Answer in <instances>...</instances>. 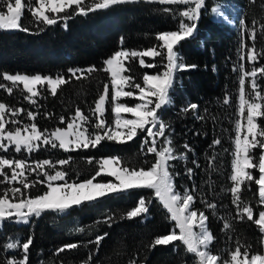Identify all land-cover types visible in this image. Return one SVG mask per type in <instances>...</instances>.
Wrapping results in <instances>:
<instances>
[{"label":"trees","instance_id":"obj_1","mask_svg":"<svg viewBox=\"0 0 264 264\" xmlns=\"http://www.w3.org/2000/svg\"><path fill=\"white\" fill-rule=\"evenodd\" d=\"M226 1L229 0H207V5L211 9ZM232 1L241 10L236 25L216 21L210 11H204L195 37L178 46L182 62L196 67L177 73L170 93L172 103L160 112L164 122L170 125L166 135L171 137L177 153L185 151V143L193 149L186 161H172L173 173H180L175 176L176 191L192 190L195 186L194 209L204 211L209 217L207 228L215 237L210 251L223 257L228 255L225 249L228 252L234 250L237 241L251 245L250 255L262 252L258 227L246 219L240 221L235 218L236 209L228 189L232 184L229 177L238 105L239 73L234 72L233 67L240 64L238 48L242 29L239 21L245 20L249 27L253 20L264 23V0H256L255 3L250 0ZM165 7L175 11L173 5L138 0L98 10L88 16H73L66 22L67 28L64 21L53 26L37 25L26 13L22 23L30 28V32L0 31V74L67 76L69 68L85 69L91 65L102 68L103 61L120 48L121 37L124 38V49L141 50L157 45L158 33L176 30L179 17L172 12L165 13ZM257 29L256 48L264 53V34H259V25ZM133 64L139 67L137 62ZM256 66H264V54ZM105 83H109L108 75L97 71L86 79L72 80L62 86L56 96L43 89L36 111L39 113L38 127L48 131L64 127L66 124L62 125L59 118L69 119L77 107L90 115V108L94 107ZM258 83L264 89V78ZM225 94L230 98L228 105L223 103ZM13 100V94L0 89V102L14 107L16 102ZM189 102L199 105L198 112L181 111ZM45 113L51 115L45 118ZM197 115L205 119H197ZM215 138L220 139L221 144L210 148ZM141 143L103 141L95 148L72 152L48 146L33 153V157L55 161L71 157L70 163L62 170L67 172V179L82 182L91 178L98 162L108 156L121 158L123 165L129 168H147L154 162V154H145ZM131 153L135 155L134 160L126 161ZM211 155L216 156L215 170L208 166ZM89 158H94L92 163L88 162ZM193 159L199 163V168L192 164ZM189 167L195 173L191 179L185 171ZM251 186L252 189L243 187L241 199L253 207L254 218H257L261 210L257 187L254 183ZM43 191L45 189H30L27 195L35 196ZM141 196L152 200L149 213L133 219L122 218ZM206 202L215 203L217 207L209 209ZM108 216L112 217L111 226L104 223ZM225 220L232 224V229L221 230ZM174 227V222L151 190H131L110 194L64 213L46 212L28 224L3 223L0 226V259L7 256L3 245L9 239L24 241L32 236L30 264H84L90 255V264H129L131 259L139 264H197L194 255L187 253L179 241L175 242V248L172 245L149 247L157 236L169 234ZM104 233L108 236L97 250L89 241ZM70 243L80 246L56 254L58 248Z\"/></svg>","mask_w":264,"mask_h":264},{"label":"snow or ice","instance_id":"obj_2","mask_svg":"<svg viewBox=\"0 0 264 264\" xmlns=\"http://www.w3.org/2000/svg\"><path fill=\"white\" fill-rule=\"evenodd\" d=\"M131 2L138 0H92L91 3H86V0H0V31L30 32V28L22 23L26 13L37 25L53 26L64 21V27L67 28L66 22L73 16H88L98 10H108ZM147 2H158L165 6L175 5L178 8L175 11L170 7L163 9L165 13L172 12L179 17L178 30L158 33L156 40L159 43L155 46L142 50L124 49V38L121 37L120 48L106 58L99 69L95 65L85 69L69 68L67 76L55 77L42 74H0V89L9 95L20 89L25 94L24 98L34 105L37 103L36 98L42 94L41 89L56 96L62 86L72 80L86 79L94 72L103 71L109 77V83L103 84L101 93L94 101V107L90 108V115H86L77 107L69 119L66 120L64 116L59 118L60 123L66 124V127H57L51 132L38 127L36 121L39 113L0 102V152L14 150L16 153L23 151L31 155L48 146L72 152L95 148L103 141L123 144L132 141L142 132L145 136L141 150L145 154H154V162L147 168L137 169L124 166L119 157L103 158L98 162L97 170L91 178L82 182H69L66 179L67 172L61 169L70 163L71 157L56 162L50 159L29 162L26 159L0 156V184L5 185L0 191V224L4 221L28 224L34 217L39 218L46 212L64 213L84 203H94L110 194L147 189L152 191L154 198L166 210L175 225L169 234L157 236L149 245L150 248L168 245L175 248V242L179 241L187 253L194 255L197 264H264V254L250 255L251 245L241 244L240 241L236 242L234 250L229 251L227 258L210 251V245L215 237L207 228L209 217L204 211L194 209L195 186L192 190L176 191L175 176L180 173L172 171V161H186L188 153L193 149L185 143L183 145L185 151L177 153L171 137L166 135L170 125L160 116V112L172 103L170 93L176 73L196 67L183 63L177 49L182 42L195 37L198 21L203 12L210 11L213 16L229 23L233 21L229 20L219 5L209 9L207 0H147ZM250 2L255 3L256 0ZM179 6L183 8L180 9ZM239 24L242 29V39L238 48L240 64L239 67H233V71L239 73L238 105L229 177L232 184L228 191L232 196L231 203L236 209L235 218L240 221L246 219L258 226L261 233L260 243L264 245V210H260L258 218H254L253 207L241 199L243 187H250L254 183L258 186L259 203L264 205V127L258 123V119L264 117V89L258 83L264 78V66H256L264 54L256 48L257 25L259 34H264V23L253 20L252 26L249 27L246 21L241 19ZM157 57L165 61L162 65L163 71L155 74L144 73L142 84L137 82L131 74V64L138 62L141 68H155L157 65L154 61ZM145 58L153 62H147ZM245 63L251 67L246 68ZM122 98H136L139 102L134 106H128L120 102ZM223 103L225 105L230 103L227 94ZM107 105H111L112 123L105 118ZM198 109L197 103L189 102L181 111L198 112ZM122 114H131L134 118H125ZM21 115H26L30 123L21 127L22 121L18 119ZM50 115L45 113V118ZM196 118L205 119L199 115ZM9 125L15 127L10 129ZM220 144L221 140L215 138L209 147ZM256 149H260L258 157L253 155ZM93 159L89 158L88 162L92 163ZM215 161L216 156L211 155L208 159L209 168L215 170ZM191 162L196 168L200 167L196 160L193 159ZM48 169L53 171L49 172ZM253 169L258 170V178L254 177ZM185 171L189 179L195 174L191 167ZM101 174L114 177L116 182L94 183L96 177ZM30 176H34L35 179H29ZM38 184L45 185L46 190L35 196L27 195V192ZM151 203V199L141 196L138 203L122 218L133 219L147 215ZM206 207L215 209L217 205L206 202ZM111 221L112 217L108 216L104 223L111 226ZM230 229L232 224L225 220L221 230ZM107 236L108 233L97 235L95 240L89 243L94 244L98 250ZM32 244V236H28L24 241L19 238L9 239L3 245V250L18 251L20 255L0 259V264H30L29 251ZM79 246L77 243L66 244L58 248L56 254ZM91 260L90 255L84 264H90ZM129 264L139 262L131 259Z\"/></svg>","mask_w":264,"mask_h":264},{"label":"rangeland","instance_id":"obj_3","mask_svg":"<svg viewBox=\"0 0 264 264\" xmlns=\"http://www.w3.org/2000/svg\"><path fill=\"white\" fill-rule=\"evenodd\" d=\"M92 2V0H86V3H91ZM221 8H222V10H224V12H225V15H227L228 17H229V20L230 21H233L232 23H229V22H227V21H225V20H223L222 18H219V17H215V16H213L212 15V18L214 19V20H216V21H223V22H225L226 24H228V25H230V26H234V25H236V21H237V19H238V17H239V15H240V8L239 7H237V6H235L234 5V2L232 1V0H229V1H226V2H223L221 5H219ZM173 7L175 8V10H178V8H177V6H175V5H173ZM179 8L180 9H182L183 8V6H179ZM178 24H179V19H178ZM176 30H178V27H177V29ZM172 31H175V30H172ZM239 44H240V42H239ZM142 50V49H141ZM110 57V56H109ZM238 58H239V55H238ZM145 60L147 61V62H153V61H150L149 60V58H145ZM154 63L157 65V67H155V68H141L140 66H139V64H138V62H137V64H138V66L139 67H136V66H134V64L132 63L131 64V68H132V75L135 77V79H136V81L137 82H140L141 84H142V76H143V74L144 73H148V74H155V73H158V72H162L163 71V68H162V65L165 63V61L163 60V58H161V57H157L156 59H155V61H154ZM245 67L246 68H250L251 66L250 65H248L247 63H245ZM178 73V72H177ZM177 73H176V75H177ZM56 75H54L53 77H55ZM7 84L9 83V82H6ZM22 87V86H21ZM43 89H41V91H42ZM127 90V89H126ZM24 93L20 90V89H16V90H14V92H13V97H14V102H16V105L14 106V107H17V108H23V109H25V110H30V111H33V112H36L37 110H38V106L40 105V104H38V101H39V99H40V97H41V95L39 96V97H37L36 98V100H37V103L34 105V104H31V103H29V101L28 100H26L25 98H24ZM120 102H122V103H125V104H127L128 106H134V104L135 103H138L139 101H138V99H136V98H122L121 99V101ZM107 107V111H106V119L108 120V122L109 123H112V121H113V114L111 113V105H107L106 106ZM125 118H134V117H132L131 116V114H122ZM18 119H20L21 121H22V124L20 125L21 127L23 126V124H27V123H30V121L27 119V117H26V115H21L20 117H18ZM258 123L260 124V126L261 127H264V117H261V118H259L258 119ZM12 127H15V126H12V125H9V128L11 129ZM64 127H66V125L64 126ZM54 130V129H53ZM53 130H50L49 132H51V131H53ZM90 131H92V129L90 128L89 129ZM144 136H145V133H139L138 135H137V137H135L132 141H128V142H134V141H143V139H144ZM234 140V139H233ZM161 143H162V139H161ZM50 147V146H49ZM51 148V147H50ZM258 151V154H257V156L255 155V153ZM36 152H38V151H36ZM36 152H33L34 154H36ZM33 153L31 154V155H28L26 152H21V153H16L14 150H11V151H9V152H7V153H3V152H0V156H7V157H9V158H15V159H26V160H28L29 162H32V161H42V160H40V159H35L34 157H33ZM259 154H260V149H256L255 151H254V153H253V155L254 156H256V157H258L259 156ZM50 156V155H49ZM52 156L54 157L55 155L54 154H52ZM109 157H117V156H108V157H104V158H109ZM128 159H126V161H130V162H132L133 160H134V158H135V155L133 154V153H131L128 157H127ZM233 158V157H232ZM103 159V158H102ZM121 159V158H120ZM44 160V159H43ZM51 161H53V162H56L55 160H53V159H50ZM57 167L58 168H60V166L59 165H57ZM62 170V169H61ZM7 171V170H6ZM48 171L49 172H52L53 170L52 169H48ZM253 171V175H254V177L255 178H258V176H259V172H258V170L257 169H253L252 170ZM29 179H35V177L34 176H30L29 177ZM41 179H42V177H41ZM67 179V178H66ZM69 182H73V181H71V180H69V179H67ZM108 181H112V182H116L115 181V178L114 177H109V176H107V175H105V174H101L100 176H98V177H96V179L94 180V183L95 182H101V183H106V182H108ZM180 185H181V183H180ZM256 187H257V195H258V186L256 185ZM5 188V185H2V184H0V191H2L3 189ZM247 189H252V186L250 185V187L249 186H247L246 187ZM31 189H45L46 190V186L45 185H37L36 187H34V188H31ZM184 191V190H183ZM259 198V197H258ZM258 207V206H257ZM259 207H260V209L261 210H264V205H261L260 203H259ZM35 218V217H34ZM258 218V217H257ZM5 222H13V221H4L3 223H5ZM2 223V224H3ZM14 223H16V222H14ZM2 224H0V226L2 225ZM18 224H23V223H18ZM258 227V226H257ZM257 230H258V233H259V235H260V239H261V233L259 232V229L257 228ZM21 241H22V239H20ZM261 249H262V252H261V254H264V245H261ZM225 251L227 252V253H229L228 252V250H226L225 249ZM13 255H16L17 257H19V255H20V253L18 252V251H13V252H7V256H5L4 258H10L11 256H13ZM228 256V255H227ZM227 256H225V258H227Z\"/></svg>","mask_w":264,"mask_h":264}]
</instances>
